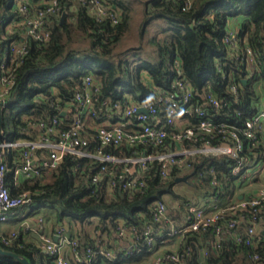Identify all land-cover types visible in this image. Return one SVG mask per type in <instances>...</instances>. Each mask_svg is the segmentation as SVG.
<instances>
[{
	"label": "built area",
	"instance_id": "built-area-1",
	"mask_svg": "<svg viewBox=\"0 0 264 264\" xmlns=\"http://www.w3.org/2000/svg\"><path fill=\"white\" fill-rule=\"evenodd\" d=\"M61 0H41L35 14H31L28 2L16 0L13 4L17 15L5 20L0 15V25L9 33L16 32L14 41L0 39V109L12 95L17 82V68L28 53V40L46 43L51 31L46 17L60 11ZM87 6L91 15L98 21L109 20L116 24L120 11L113 9L107 0H76ZM190 4L191 0H186ZM237 30L227 29L224 42L228 55L217 66L225 78L230 77L224 66L231 72H244L245 79L252 75L256 62L252 50L242 46L237 40ZM178 76L167 89L155 87L150 98L139 101L130 94H124L123 102L110 96L101 99L100 85L91 74L82 79V87L63 104L58 97L38 94L37 98L56 106V113L49 118L35 119L24 117L25 125L17 138L3 137L0 143V221L9 219V211L20 206L34 204L33 193L23 189V182L38 178L45 182L50 178L64 157L70 155L84 160L85 165L79 174L94 190H104L110 196L116 192L133 195L146 187L145 174L153 163L157 164V176L162 181L184 176L203 157H225L230 161L228 178L231 187L226 190L212 167L206 173L209 183L215 187L198 201L175 200L171 204L155 200L151 206L152 221L145 224L140 233V241L151 254L156 252L157 243L174 239L182 240L192 232H207L205 244L198 250V257L207 255L208 249L220 251L223 242L229 241L236 247L245 246L252 250L249 256L253 261L261 260L259 250L264 246V81L256 86L257 109L237 126L231 116L237 113L232 106L239 98L242 84L226 85L223 98L212 90L198 93L183 77L180 63H177ZM144 81L150 85V78ZM242 82V81H241ZM152 87V86H151ZM56 89L52 94H56ZM56 100V103L53 101ZM231 102V103H230ZM144 111H140V109ZM224 113L230 119L216 118ZM12 154L14 167L13 184L19 188L11 194L6 184L8 170L7 157ZM79 164V163H78ZM77 169V167H75ZM176 182L175 184H178ZM167 196V195H166ZM40 223L42 218H39ZM67 225H59L54 235L41 237L42 246L53 256L54 264L91 262L103 257L115 260L121 256H131L139 251L141 243L137 231L127 226L121 218L117 220L115 232L124 244L114 243L111 248L109 236L101 227L91 236L94 248L90 245L80 256L76 247L81 237L76 233L69 236ZM101 235H96V232ZM16 232L4 235L1 240L8 244ZM108 244V245H107ZM68 249L67 252H65ZM149 253V254H150ZM188 249L157 253L152 264H185ZM84 257V258H83Z\"/></svg>",
	"mask_w": 264,
	"mask_h": 264
},
{
	"label": "trees",
	"instance_id": "trees-1",
	"mask_svg": "<svg viewBox=\"0 0 264 264\" xmlns=\"http://www.w3.org/2000/svg\"><path fill=\"white\" fill-rule=\"evenodd\" d=\"M15 1L0 0V15L5 20L17 15V10L12 7ZM107 1L113 9L120 11V20L116 24L107 19L96 20L87 6L76 0H61L60 11L46 17L50 39L44 44L28 40V53L17 68L16 86L1 109L0 130L3 137H19L21 127L26 123L25 116L41 119L56 113V106L50 105L47 99L37 98L38 94L44 98L58 97L57 103L63 104L80 90L83 77L91 74L100 85L101 99L110 96L124 102L126 98L123 95L130 94L133 99L142 101L153 95L155 87L169 88L178 76L177 63H180L183 77L198 93L210 89L223 98L228 95V83L242 84L238 100L232 102L237 113L231 112L234 114L231 120L237 126H241L245 118L257 109L256 86L264 81V0H191L190 4L186 0ZM136 3L141 5L143 14L140 43L117 50L130 29ZM63 11L66 14L61 22ZM232 20L237 24L231 25ZM153 22L158 25V30L142 44L141 40ZM4 25L3 22L0 25V39L3 42L7 39L14 41L17 33L8 34ZM228 28L237 30V40L252 50L256 62L251 69L252 75L245 78V83L241 80L244 72H231L229 65L224 66V71L231 73L225 78L223 68L217 66V61L223 63L224 60H221L228 55L224 42ZM144 75L150 78L152 85L144 81ZM53 89L57 91L55 95L52 94ZM53 101L56 103V100ZM225 118L230 119L222 113L216 120ZM12 154L17 156V152L13 151L7 157L6 184L14 195L20 189L13 184ZM84 160L68 155L52 171L47 182L42 183L38 178L28 179L23 182V189L32 191L34 202L54 208L56 218L60 221L67 219V225H89L92 224L91 219L97 218L99 224L95 228L100 226L109 235L111 231L115 232L117 220L121 218L127 226L136 229L141 243L140 233L145 224L152 221V203L163 200L166 195L172 197L175 180L159 179L157 164L153 163L144 176L146 187L142 192L130 195L123 191L110 196L106 191L94 190L84 183L79 174L85 165ZM229 164L225 157L205 156L196 164V171L191 170L183 182L190 183L199 195L205 197L215 191L206 173L212 167L217 176L222 177L224 189L228 190L232 184V179L228 178ZM12 212L9 211V215ZM205 234L209 235L210 230L192 232L183 238L176 250L181 253L188 249L185 264H264V246L259 250L261 260L253 261L249 257L252 254L250 248L236 247L229 241L223 242L220 251L208 249L207 255L199 258L198 250L206 247ZM88 245L94 248L91 239L79 240L76 250L80 256L85 254L84 249ZM144 247L141 243L139 251L131 256H118L113 261L98 256L91 262L83 260L80 264H130L150 253ZM0 248L26 258L30 264H54L50 253L18 238L17 232L8 244L0 238ZM0 264L23 263L10 255L0 254Z\"/></svg>",
	"mask_w": 264,
	"mask_h": 264
},
{
	"label": "crops",
	"instance_id": "crops-1",
	"mask_svg": "<svg viewBox=\"0 0 264 264\" xmlns=\"http://www.w3.org/2000/svg\"><path fill=\"white\" fill-rule=\"evenodd\" d=\"M24 1L28 2V6L30 8L31 14H35L36 9L38 8V6H40L39 2H41V0H24ZM230 23L231 25L237 24L235 20H232ZM48 176L49 175H47L45 182L49 180ZM39 218H42L41 223L39 221ZM94 219H97V218H94ZM66 222H67V219L63 218V221H60L58 220V218H56V213H55L54 208H50L49 205H44L42 203L35 202L34 204L30 206H24L18 210L13 211L9 215V219H7L6 221H0V233L7 234V233L15 231L17 232L18 238H22L23 241L25 242H32L34 245L38 246L43 251H45V249L42 246V241H41L42 235L51 236L54 239L55 229L61 224L67 225ZM95 224L96 225L99 224L98 220H96ZM94 225H93V228L95 227ZM100 228L101 227L99 226L97 229L95 228V230H99ZM66 231L68 234L76 233L77 235L81 237V240L83 241L86 240L87 238L90 239L91 236H93L95 233L94 232L92 234V231L88 232V225L84 224L79 227L78 225L71 224V223L67 225ZM99 234L101 235L99 231L96 232V235H99ZM108 236L110 239L109 242H110L111 248H114L113 247L114 243L124 244L127 241L125 239L122 240L118 238L116 232L114 231H111V233ZM182 240L175 241L174 239V240H171L165 243H157L156 250L158 252H161L163 247L164 249H170L169 251L173 250V248L176 250L181 246ZM65 252H67V255H68V249ZM147 257H150L152 260V254L150 253V254L143 255V257L136 262H142ZM100 258H103V257H100ZM136 262H131L130 264L136 263ZM99 264H109V263L101 262Z\"/></svg>",
	"mask_w": 264,
	"mask_h": 264
},
{
	"label": "rangeland",
	"instance_id": "rangeland-1",
	"mask_svg": "<svg viewBox=\"0 0 264 264\" xmlns=\"http://www.w3.org/2000/svg\"><path fill=\"white\" fill-rule=\"evenodd\" d=\"M135 7V11L132 17V21H131V25H130V29L129 31L126 33V35L124 36L123 40L118 44L117 50H122L125 49L127 47H131V46H136L138 43H140V24L142 21V7L139 3L134 4ZM158 30V25L153 22L147 29L145 35L143 36V39L141 40L142 44H145V42L147 41V37H149L150 35H152L155 31ZM8 125H6V127H8ZM192 178L189 180L191 182ZM174 193L173 196H165V201L169 202L170 204L173 201H177V200H191V201H198V197H199V193L197 192L196 188L193 187L190 183H186V182H179L178 184H175L174 187ZM91 223L89 224L91 226L88 225V232L92 231V234L94 233L95 227L93 228V225L96 223L97 219H91ZM96 226V224L94 225ZM93 229V230H92ZM86 232V230H85ZM179 240V239H175ZM172 249V247H171ZM170 249H164V247L162 248L161 252H158L156 250L157 253H162L164 251H167ZM175 249L173 248L174 251ZM157 253H153L152 254V258L154 256L157 255ZM148 258V259H147ZM146 259H144L142 262H136V263H132V264H152V260L150 257H147Z\"/></svg>",
	"mask_w": 264,
	"mask_h": 264
},
{
	"label": "water",
	"instance_id": "water-1",
	"mask_svg": "<svg viewBox=\"0 0 264 264\" xmlns=\"http://www.w3.org/2000/svg\"><path fill=\"white\" fill-rule=\"evenodd\" d=\"M65 14H66L65 11H63L61 13V22L64 20ZM245 82H246V80L243 79V83H245ZM140 111H144V110L141 108ZM0 126H1V109H0ZM1 140H2V137H1V130H0V143H1ZM186 180H187V177L184 176V177L176 178L175 182L186 181ZM54 239L57 240L56 236H54ZM0 254L1 255H10V256H12V257H14L16 259H19L23 264H30L29 261L26 258L19 257L17 254L11 253V252H9L7 250H4L2 248H0Z\"/></svg>",
	"mask_w": 264,
	"mask_h": 264
}]
</instances>
